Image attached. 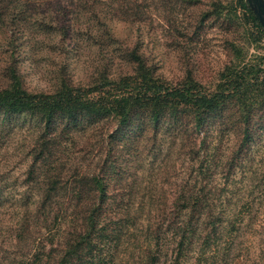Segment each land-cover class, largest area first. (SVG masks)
Segmentation results:
<instances>
[{
    "label": "rangeland",
    "instance_id": "rangeland-1",
    "mask_svg": "<svg viewBox=\"0 0 264 264\" xmlns=\"http://www.w3.org/2000/svg\"><path fill=\"white\" fill-rule=\"evenodd\" d=\"M31 1L37 5L38 17L47 20L44 27L24 26L29 41L18 67L28 90H52L64 75L75 84L86 83L105 65L114 74L117 63L124 65V72L130 71L122 52L132 47L162 80L178 83L191 77L211 90L234 59L232 43L248 57L264 53V35L257 38L237 0ZM99 16L112 28L111 37L99 29ZM3 58L0 51V88L6 84ZM241 115L239 107L227 102L217 112L202 116L201 129L195 128L189 111H166L154 121L142 109L125 123L112 116L58 119L47 133L49 144L44 143L42 155L35 159L46 139L45 135L38 139L43 124L27 114L0 111V264H17L15 227L22 214L31 222L35 219V202L49 188L48 177L58 172L62 181L68 178L74 183H60L56 202L73 188L84 195L82 210L97 200L100 186L91 177H98L109 197L101 205L103 217H112L115 208H124L119 216L129 211L122 224L128 231H120L119 242L128 241L127 255L122 250L119 256L130 258L139 246L140 254L147 256L153 243L144 242L146 228L150 226V233L156 228L157 197L176 193L183 180L193 182L192 176L199 172L195 154L199 147L200 155L204 149L217 154L221 163L233 161L223 195L230 201L225 208L235 211L246 203L253 216L245 213L244 222L231 235L221 230L222 242L232 236L231 246L218 245L211 259L201 258L202 240L193 239L182 264H264V111L255 110L248 121ZM245 128L248 136L243 142ZM220 166L214 169L211 164L216 172L213 182L218 185L224 182ZM68 208L69 213L75 211L72 203ZM68 219L66 215L59 223L60 240L66 236ZM100 228L95 246L104 254L112 246V241L107 242L112 239V223ZM58 254L55 251L53 257Z\"/></svg>",
    "mask_w": 264,
    "mask_h": 264
},
{
    "label": "trees",
    "instance_id": "trees-1",
    "mask_svg": "<svg viewBox=\"0 0 264 264\" xmlns=\"http://www.w3.org/2000/svg\"><path fill=\"white\" fill-rule=\"evenodd\" d=\"M237 1L256 29L257 38H262L264 29L247 1ZM46 20L43 16L38 17L37 5L31 0H0V51L4 56L3 76L6 79L5 86L0 88V111L7 115L27 114L43 124L44 132L38 139L44 135L46 139L37 149L35 159L42 155L44 143L45 147L49 144L50 136L47 133L58 119L112 116L120 123H125L135 111L142 109H147L154 121L166 111L172 114L189 111L195 128L201 129L202 116L217 112L227 102L239 107L244 121H248L255 110L264 111V53L257 51L248 57L247 52L234 43L231 44L234 59L222 71L220 80L211 90H205L191 77L178 83L162 80L135 47L122 52L130 71L124 72V65L117 63V74H114L105 65L86 83L75 84L64 75L52 90H28L18 67L24 44L29 41L24 26L31 23L44 27ZM97 23L101 25L99 29H103L102 34L111 37L112 28L103 16L97 17ZM247 130H244L243 142L248 136ZM201 145L202 148L205 145L203 139ZM199 150L201 147L195 152L199 172L192 176L193 182L190 179L183 180L176 193L163 192L157 197L160 205L156 208V228L151 233L150 226L146 228L144 242L152 240L153 243L147 256L140 254V246L130 258L119 256L122 250L127 255L128 241L125 244L119 242L120 231H128L122 224L126 223L129 211L119 216L117 213L124 208H115L112 209V217H103L101 205L109 197L98 177H91L94 184L100 186L96 190L97 200H93L87 210H82L84 195L73 188L56 202V196L59 195L57 187L60 183L65 186L71 180L67 178L62 181L58 172L54 178L48 177L49 188L35 202V219L31 222L22 214L15 227L14 241L19 255L17 264H166L167 260L169 264H182L195 238L202 240L198 247L201 258L215 257L213 254L217 253L220 244L223 249L230 248L232 236L222 242L221 230L231 235L239 223L244 222L245 213H250L252 209L245 207L246 203L235 211L225 208L230 201L227 195L224 196L226 199L223 195L228 189L233 161L230 164L221 163L217 154L211 155L203 149L200 155ZM211 164H214V169L221 164L220 177L224 179L221 185L213 182L216 172L212 170ZM240 165L244 166L242 162ZM250 172L254 171L250 169ZM72 183L71 180L68 185ZM68 203L74 205L75 211L69 213ZM81 211L84 213L83 218ZM66 215L69 217L67 232L60 240L59 223ZM106 223H112V239L107 241H112V246L109 244L103 254L96 248L95 242L98 228L102 229ZM118 225L121 230L117 228ZM143 230L145 228H139L140 232ZM207 250L211 251L210 254H207ZM55 251L59 254L53 257ZM160 258L162 260L159 263Z\"/></svg>",
    "mask_w": 264,
    "mask_h": 264
},
{
    "label": "water",
    "instance_id": "water-1",
    "mask_svg": "<svg viewBox=\"0 0 264 264\" xmlns=\"http://www.w3.org/2000/svg\"><path fill=\"white\" fill-rule=\"evenodd\" d=\"M252 9L254 17L259 21L264 29V0H246Z\"/></svg>",
    "mask_w": 264,
    "mask_h": 264
}]
</instances>
